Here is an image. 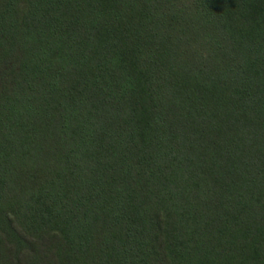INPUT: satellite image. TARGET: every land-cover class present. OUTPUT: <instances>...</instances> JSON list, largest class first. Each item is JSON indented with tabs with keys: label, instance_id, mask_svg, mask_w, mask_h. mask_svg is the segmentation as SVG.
Masks as SVG:
<instances>
[{
	"label": "trees",
	"instance_id": "16d2710c",
	"mask_svg": "<svg viewBox=\"0 0 264 264\" xmlns=\"http://www.w3.org/2000/svg\"><path fill=\"white\" fill-rule=\"evenodd\" d=\"M0 264H264V0H0Z\"/></svg>",
	"mask_w": 264,
	"mask_h": 264
}]
</instances>
